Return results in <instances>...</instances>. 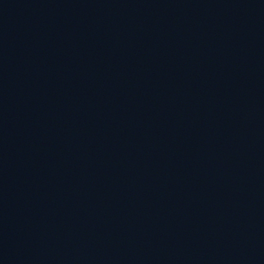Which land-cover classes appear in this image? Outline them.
Instances as JSON below:
<instances>
[{
  "label": "water",
  "instance_id": "1",
  "mask_svg": "<svg viewBox=\"0 0 264 264\" xmlns=\"http://www.w3.org/2000/svg\"><path fill=\"white\" fill-rule=\"evenodd\" d=\"M0 264H264V0H0Z\"/></svg>",
  "mask_w": 264,
  "mask_h": 264
}]
</instances>
